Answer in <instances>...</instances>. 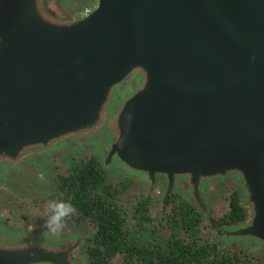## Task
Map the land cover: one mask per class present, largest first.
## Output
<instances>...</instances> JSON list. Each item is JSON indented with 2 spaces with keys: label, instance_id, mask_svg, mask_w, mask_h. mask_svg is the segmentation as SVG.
<instances>
[{
  "label": "water",
  "instance_id": "95a60500",
  "mask_svg": "<svg viewBox=\"0 0 264 264\" xmlns=\"http://www.w3.org/2000/svg\"><path fill=\"white\" fill-rule=\"evenodd\" d=\"M92 1L64 16L0 0V172L102 135L104 166L142 173L147 194L164 178L162 206L179 181L205 215V184L236 178L247 217L209 241L264 255V0ZM79 244L0 226V264H86Z\"/></svg>",
  "mask_w": 264,
  "mask_h": 264
},
{
  "label": "trees",
  "instance_id": "16d2710c",
  "mask_svg": "<svg viewBox=\"0 0 264 264\" xmlns=\"http://www.w3.org/2000/svg\"><path fill=\"white\" fill-rule=\"evenodd\" d=\"M133 182L129 177L110 180L93 154L74 160L67 171L57 174L45 203L70 201L77 213L67 221L68 227L80 222L91 226L86 247L91 264H264L256 245L210 242L207 235L213 228L246 219L238 185H229L224 208L210 207L207 216L186 191H173L164 207L160 204L158 218L151 195L141 192L131 203L123 202Z\"/></svg>",
  "mask_w": 264,
  "mask_h": 264
},
{
  "label": "rangeland",
  "instance_id": "374dc122",
  "mask_svg": "<svg viewBox=\"0 0 264 264\" xmlns=\"http://www.w3.org/2000/svg\"><path fill=\"white\" fill-rule=\"evenodd\" d=\"M56 1L59 2L60 9L64 10L66 16H73L80 8L84 9L85 7L80 6L81 4L83 5L85 0ZM50 8L53 10L54 7ZM135 85V78L129 77L126 81L117 86L115 90L116 97L119 98L121 93H123L124 96L128 95ZM97 136V138L93 137L90 140L81 141V143L78 142L80 140H77V144L70 143L54 151L55 147L57 148V146L61 145L60 143L46 151V154L40 155V159L35 161V165L28 164L23 171H13L5 175L2 179L0 178L1 228H4L8 232H14L15 234L20 232H34L43 229L44 220L47 215L45 211V202L48 195L52 193L57 174L67 171L74 160H79L90 154L95 155L101 162L104 161L108 140L102 135ZM117 160L111 162V164L106 167V173L110 180H119L123 177H129L134 180L130 189L123 196V202L128 204L132 202L137 194L141 192L145 194L149 187V183L142 173L131 171L123 164L125 168L120 163H117L119 161ZM229 185L236 187L238 185L240 187L237 179L233 177L217 178L205 184L203 197L206 209L210 207L215 209L224 208L226 205V190ZM164 189L165 181L162 177L157 180L155 187L150 192L152 209L155 216L158 218L161 215L159 206L161 204ZM173 190L186 191L179 181L175 183ZM205 215L207 216V212ZM91 230L92 228L90 225L85 222H80L77 224L73 223L72 226L67 228V231L63 232V234L70 236L80 235L82 242L78 249V255L85 259L86 264H90L86 259L85 253ZM211 234L212 230L207 234L209 238ZM237 242L242 243L240 241ZM242 244L245 245L244 243ZM254 245L245 246L255 247ZM258 251L260 250L258 249ZM115 264L118 263L116 262Z\"/></svg>",
  "mask_w": 264,
  "mask_h": 264
},
{
  "label": "flooded vegetation",
  "instance_id": "af4514ba",
  "mask_svg": "<svg viewBox=\"0 0 264 264\" xmlns=\"http://www.w3.org/2000/svg\"><path fill=\"white\" fill-rule=\"evenodd\" d=\"M48 4H49V6L50 7H54L53 8V10L54 11H56L58 14H60V15H65V13H64V10H62V9H60V5H59V2H57L56 0H48ZM94 1H92V0H85L84 2H83V5L81 4L80 6H85L84 7V9H86V10H84L83 8H80L78 11H77V13L75 14V15H73V16H76V15H80V14H83V13H85V12H87V11H89V10H91L93 7H94ZM66 16V15H65ZM126 94V93H125ZM120 96H121V98H120ZM127 96V95H126ZM125 96H124V94L123 93H121L120 95H119V98H117L116 99V103H118L120 100H122L123 98H124ZM98 136L96 135V136H94V138H97ZM91 138H93V137H90V138H87V139H83V140H80V141H78V142H80L81 143V141L82 142H84V141H87L88 139L90 140ZM77 140H79V139H71V140H68V141H66V142H63V143H61V145H59V146H57V148L55 147L54 148V151L55 150H57V149H61V148H63L64 147V145H67V144H77L76 143V141ZM105 142H107V141H105ZM108 143V142H107ZM106 143V144H107ZM42 154H46L45 152H43ZM42 154H39V155H36V156H34L31 160H29V161H26L25 163H23L22 165H20V166H17V167H15V168H9V169H6V170H3V171H1L0 172V178L2 179L5 175H8L10 172H13V171H23L24 170V168L28 165V164H33V165H35V161L36 160H38V159H40L39 158V156L40 155H42ZM117 160V158L116 157H113L112 158V160L110 161V163L107 165V166H109L110 164H111V162H113V161H116ZM118 161V160H117ZM104 162V161H103ZM103 162H101L102 163V165H103ZM117 163H120L122 166H124L121 162H117ZM104 166V165H103ZM107 166H104L105 168L107 167ZM125 167V166H124ZM126 168V167H125ZM160 178H162V177H158L157 178V180H159ZM156 185V184H155ZM174 191V190H173ZM147 196L148 195H150V192L147 194V191H146V193H145ZM163 207V206H162ZM1 226V225H0ZM1 230L3 231V232H5V233H7V234H9V235H13V234H15L14 232H8L7 230H5L4 228H1ZM42 230H44L46 233H48L47 232V230L43 227V229ZM65 231H67V229L65 230ZM64 231V232H65ZM21 233V232H20ZM48 234H50V233H48ZM59 236H61V237H67V238H69V240H76V239H78V240H80V244H79V246L81 245V242H82V239L81 238H79L80 237V235H75V236H70V235H67V234H61V235H59ZM79 246H78V248H77V250L79 249ZM77 254H78V251H77ZM85 256H86V259H87V261H88V263H90L89 262V260H88V257H87V253H85ZM84 261H85V259H84ZM86 263V262H85ZM91 264V263H90Z\"/></svg>",
  "mask_w": 264,
  "mask_h": 264
},
{
  "label": "clouds",
  "instance_id": "9594fccd",
  "mask_svg": "<svg viewBox=\"0 0 264 264\" xmlns=\"http://www.w3.org/2000/svg\"><path fill=\"white\" fill-rule=\"evenodd\" d=\"M47 213L43 227L53 236L61 235L68 227L67 221L77 213V208L63 199H52L46 204Z\"/></svg>",
  "mask_w": 264,
  "mask_h": 264
}]
</instances>
